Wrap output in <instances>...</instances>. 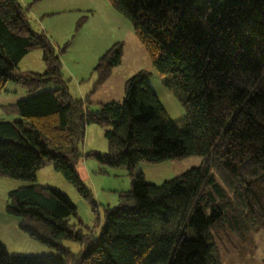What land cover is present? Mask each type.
<instances>
[{
    "label": "trees",
    "instance_id": "obj_1",
    "mask_svg": "<svg viewBox=\"0 0 264 264\" xmlns=\"http://www.w3.org/2000/svg\"><path fill=\"white\" fill-rule=\"evenodd\" d=\"M108 1L132 23L186 116L178 125L164 115L145 70L124 82L121 101L90 110L62 78L67 44L56 49L31 28L18 0H0V91L11 81L28 92L3 107L18 119L0 120V177L27 182L8 192L5 210L20 218L21 231L57 252L14 255L0 241V264H69L64 240L84 245L76 264H209L212 229L240 235L264 228V0ZM33 49L41 51L44 71L15 73ZM120 57L116 42L98 58L94 86ZM49 83L56 87L41 89ZM90 124L105 128L106 152L81 153ZM193 155L202 157L198 166L161 184L135 172L141 162ZM84 156L130 176L129 190L105 208L99 235L89 241L69 223L76 207L68 196L36 184V173L52 164L95 210L76 171Z\"/></svg>",
    "mask_w": 264,
    "mask_h": 264
},
{
    "label": "rangeland",
    "instance_id": "obj_2",
    "mask_svg": "<svg viewBox=\"0 0 264 264\" xmlns=\"http://www.w3.org/2000/svg\"><path fill=\"white\" fill-rule=\"evenodd\" d=\"M18 1L24 5L33 30L46 28L45 31L56 49L67 44L65 51L60 54L61 74L72 98L82 99L90 110L97 111L102 103L121 101L124 82L139 70H145L149 72L148 82L164 108V115L178 125L182 122L186 110L173 92L165 87L167 77L156 73L149 55L134 33L132 23L118 13L108 0ZM81 19L83 22L76 29V24ZM116 42L121 43L120 61L112 67L109 76L102 83L94 86L96 74L93 67L98 58ZM44 66L41 51L33 49L17 64L15 73L42 72ZM55 87V84L49 83L41 89ZM27 95L26 89L7 81L0 91V120H17L16 114L5 111L3 107ZM87 126L80 144L81 153L106 152L105 128L95 124ZM201 162L202 157L198 155L159 164L141 162L135 172H142L147 182L161 184ZM76 171L83 185L92 194L95 210L71 183L54 170L52 164H46L36 173V184L57 189L68 196L76 207V215L69 218V223L76 230H81L89 241L92 236L96 238L99 235L104 223L105 208L115 207L119 194L129 190L130 176L124 167H101L94 158L86 156L79 159ZM24 185L27 182L0 177V241L14 255L56 254L55 249L31 239L21 231L20 218L5 210L8 192ZM211 242L214 248L209 264H264V228H251L239 235L221 225L211 230ZM63 244L68 247V263L76 264L84 245L72 240H64Z\"/></svg>",
    "mask_w": 264,
    "mask_h": 264
},
{
    "label": "crops",
    "instance_id": "obj_3",
    "mask_svg": "<svg viewBox=\"0 0 264 264\" xmlns=\"http://www.w3.org/2000/svg\"><path fill=\"white\" fill-rule=\"evenodd\" d=\"M23 6H24V5H23ZM27 18H28V15H27ZM28 21H29V19H28ZM40 22H41V21H40ZM41 23H42V22H41ZM45 30H46V28H45V29H41L40 31L44 32V33L48 36V33H47ZM34 31H35V30H34ZM40 31H35V32H40ZM48 37H49V36H48ZM49 39H50V37H49ZM50 41H51V40H50ZM26 55H27V54H26ZM24 56H25V55H24ZM24 56H23V57H24ZM23 57H22V58H23ZM22 58H21V59H22ZM21 59H20V61H21ZM20 61H19V62H20ZM19 62H18V63H19ZM44 67H45V66H44ZM43 71H44V70H43ZM87 127H88V126H86V128H87ZM86 128H85V131H86Z\"/></svg>",
    "mask_w": 264,
    "mask_h": 264
}]
</instances>
